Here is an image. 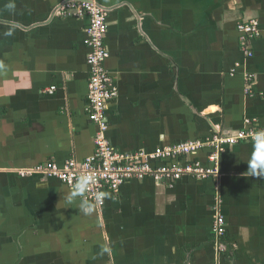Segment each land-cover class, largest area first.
I'll return each instance as SVG.
<instances>
[{"label":"crops","instance_id":"1","mask_svg":"<svg viewBox=\"0 0 264 264\" xmlns=\"http://www.w3.org/2000/svg\"><path fill=\"white\" fill-rule=\"evenodd\" d=\"M63 1L0 0V264H264V178L247 172L250 140L224 147L219 179L130 180L103 206L83 197L88 215L79 199L62 200L72 187L57 177L23 174L95 152L90 17L60 14ZM99 1L119 89L106 109L114 148L153 152L232 135L248 120L264 128V0ZM253 18L261 35L249 57L238 25ZM210 152L182 161L208 165ZM216 185L223 250L212 231Z\"/></svg>","mask_w":264,"mask_h":264},{"label":"built area","instance_id":"2","mask_svg":"<svg viewBox=\"0 0 264 264\" xmlns=\"http://www.w3.org/2000/svg\"><path fill=\"white\" fill-rule=\"evenodd\" d=\"M60 14L88 15L89 25L86 28L87 44L90 47L87 62L90 66L87 110L91 121L98 125L94 137L95 152L82 161L71 158L60 167L55 162L36 165L26 169L23 174L41 173L45 176H54L73 188L83 176L87 179L86 186H82L83 197L96 205L103 206L109 193H118L123 184L130 180H143L153 177L160 181L173 183L185 176L198 179H219L222 174V152L226 145L240 143L243 140L252 141L254 135L263 127H258L257 120H248L246 127L232 135L214 134L206 139L192 140L157 148L153 152L120 151L113 147L106 132L107 104L117 97L118 85L105 66L110 56L105 45L108 31V9L99 0H65L57 8ZM240 42L247 56L252 57L254 52L249 44L252 39L261 35L259 21L255 18L238 25ZM235 69L233 70V72ZM254 75H246L247 93H250V83ZM55 87L49 90L53 91ZM202 148H209V164L203 165L200 161L186 160ZM179 158H181L179 160ZM215 218L213 222V236L221 249L226 248L224 243L227 236V222L221 212L219 185L215 186ZM99 196V198H97Z\"/></svg>","mask_w":264,"mask_h":264},{"label":"clouds","instance_id":"3","mask_svg":"<svg viewBox=\"0 0 264 264\" xmlns=\"http://www.w3.org/2000/svg\"><path fill=\"white\" fill-rule=\"evenodd\" d=\"M246 162L248 165L247 172L252 177L264 178V130L258 131L254 135L252 139V152ZM86 184L87 179L82 176L70 192H62L64 193L62 200L65 202L71 203L74 199H79L80 202L77 208L84 215L90 214L93 210L90 205L84 202L83 196L80 195L82 186H86Z\"/></svg>","mask_w":264,"mask_h":264}]
</instances>
